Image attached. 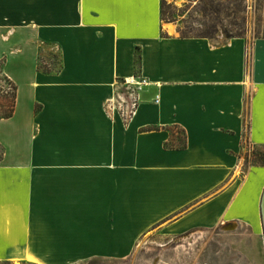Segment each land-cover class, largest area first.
I'll return each instance as SVG.
<instances>
[{"label": "crops", "instance_id": "1", "mask_svg": "<svg viewBox=\"0 0 264 264\" xmlns=\"http://www.w3.org/2000/svg\"><path fill=\"white\" fill-rule=\"evenodd\" d=\"M0 68L18 90L0 119V262L261 221L264 166L246 171L243 154L264 147V38L171 34L162 0H0ZM137 76L125 124L105 106Z\"/></svg>", "mask_w": 264, "mask_h": 264}, {"label": "rangeland", "instance_id": "2", "mask_svg": "<svg viewBox=\"0 0 264 264\" xmlns=\"http://www.w3.org/2000/svg\"><path fill=\"white\" fill-rule=\"evenodd\" d=\"M162 11L171 34L248 41L264 38V0H162ZM57 64V55L50 53L41 57L39 68L52 72ZM0 85L10 89L3 80ZM173 133L182 135L175 128ZM243 156L246 171L264 166V147L247 142ZM192 237V244L184 243ZM72 264H264L262 214L257 226L220 224L175 236L154 231L130 254L92 256Z\"/></svg>", "mask_w": 264, "mask_h": 264}, {"label": "built area", "instance_id": "3", "mask_svg": "<svg viewBox=\"0 0 264 264\" xmlns=\"http://www.w3.org/2000/svg\"><path fill=\"white\" fill-rule=\"evenodd\" d=\"M147 82L141 77L121 80L117 82V97L106 106L110 117H120L125 124H129L138 114L140 107V94ZM179 135L182 133L178 130Z\"/></svg>", "mask_w": 264, "mask_h": 264}, {"label": "trees", "instance_id": "4", "mask_svg": "<svg viewBox=\"0 0 264 264\" xmlns=\"http://www.w3.org/2000/svg\"><path fill=\"white\" fill-rule=\"evenodd\" d=\"M163 12V11H162ZM163 14V13H162ZM0 82L3 80L9 86L10 89H4L0 85V119H9L13 117L16 106H17V86L3 74L2 69L0 68ZM2 264H14L13 262H1ZM27 264V263H24ZM31 264V263H28Z\"/></svg>", "mask_w": 264, "mask_h": 264}, {"label": "bare ground", "instance_id": "5", "mask_svg": "<svg viewBox=\"0 0 264 264\" xmlns=\"http://www.w3.org/2000/svg\"><path fill=\"white\" fill-rule=\"evenodd\" d=\"M262 221H263V217H262ZM263 224H264V222H263ZM194 241H195V237H192V238L185 239L184 243L192 244Z\"/></svg>", "mask_w": 264, "mask_h": 264}, {"label": "water", "instance_id": "6", "mask_svg": "<svg viewBox=\"0 0 264 264\" xmlns=\"http://www.w3.org/2000/svg\"><path fill=\"white\" fill-rule=\"evenodd\" d=\"M264 195H263V199H262V217H263V222H264Z\"/></svg>", "mask_w": 264, "mask_h": 264}]
</instances>
